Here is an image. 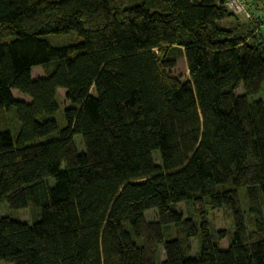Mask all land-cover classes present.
Here are the masks:
<instances>
[{
    "label": "trees",
    "instance_id": "trees-1",
    "mask_svg": "<svg viewBox=\"0 0 264 264\" xmlns=\"http://www.w3.org/2000/svg\"><path fill=\"white\" fill-rule=\"evenodd\" d=\"M226 3L0 0V204L40 212L0 218V262L264 264V35Z\"/></svg>",
    "mask_w": 264,
    "mask_h": 264
},
{
    "label": "rangeland",
    "instance_id": "rangeland-1",
    "mask_svg": "<svg viewBox=\"0 0 264 264\" xmlns=\"http://www.w3.org/2000/svg\"><path fill=\"white\" fill-rule=\"evenodd\" d=\"M254 1H256V0H254ZM253 3H254V5H253ZM253 3H252V6L250 5V3H248V5H247L248 10H254L255 12H257L256 13L257 15L253 16L254 18L251 20V22L254 25L255 29L258 32H259V30H261L262 35H264V9L262 7H260L262 9H260V8L257 9L255 2H253ZM240 13H242V12H238V14H239L238 15V14L233 12V14L240 17V20L242 22H246L247 21L246 17ZM260 19L262 20V23H260V27L258 28V23H259ZM234 23H235V20L230 19V20H226V21L222 22L221 25L227 27V26H230ZM172 73H173V75H175L181 79H186L188 77L189 71H188V67H187V63H186L185 59H182L179 62L178 66L172 71ZM42 75H43V70L41 67H36L33 69V77L34 78H38ZM13 93H14L15 97L18 99L30 101L28 97L20 94L16 90H14ZM237 93L241 94L242 90L238 89ZM64 95H65V91L63 89L58 90V95H57L56 100H57V103L60 107L61 112H63L65 110V108L70 106V104L64 99ZM249 99L250 100H264V89L259 94L255 95V96H251ZM57 119H59V117ZM75 141H76L78 150L80 152H82L83 146H82L80 136H76ZM241 197H242V205H243L244 209H246L245 216L247 217V219H249L251 217V215L249 213V209H247V205L245 202L244 195L242 194ZM177 208H178V210L179 209L182 210V212L185 215H189L193 211V207L191 205H189L188 203H180ZM37 214L38 215L40 214L39 210L33 209V206L31 204L28 207H26L24 209H20V210L11 209L7 203L0 204V218L10 217V218L25 222L27 224H32L35 221V215H37ZM145 216L148 220L155 219L156 210L152 209V210L147 211L145 213ZM207 217H208L207 219H208L210 226H211V231H212V234L214 236V240L218 243V245L221 248L226 249L229 245L231 234L234 230L232 212L229 209H227L226 207H222V208L215 209V210L211 209L208 211ZM197 219H198V217H197ZM221 231H225L226 236L222 239H219L218 233ZM191 243H192V250H191L190 256L196 257L197 255L200 254V250H201L199 241L197 240V238H194L191 240ZM158 251H159V254H158L156 264H161V262L165 259L163 247H160V249ZM0 264H13V263L0 262Z\"/></svg>",
    "mask_w": 264,
    "mask_h": 264
},
{
    "label": "built area",
    "instance_id": "built-area-1",
    "mask_svg": "<svg viewBox=\"0 0 264 264\" xmlns=\"http://www.w3.org/2000/svg\"><path fill=\"white\" fill-rule=\"evenodd\" d=\"M247 1L246 0H227L226 6L227 8L233 13L238 14V12H242L240 14H243L247 21H251L256 16L257 12L254 10H248L247 9ZM239 15V14H238ZM237 16V15H236Z\"/></svg>",
    "mask_w": 264,
    "mask_h": 264
}]
</instances>
